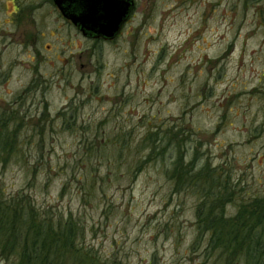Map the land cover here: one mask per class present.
<instances>
[{"label":"rangeland","instance_id":"obj_1","mask_svg":"<svg viewBox=\"0 0 264 264\" xmlns=\"http://www.w3.org/2000/svg\"><path fill=\"white\" fill-rule=\"evenodd\" d=\"M50 6L40 29H0V116L19 146L0 197L73 223L98 264H227L197 229L199 187L168 173L179 142L237 196L264 194V0H132L107 40Z\"/></svg>","mask_w":264,"mask_h":264},{"label":"trees","instance_id":"obj_2","mask_svg":"<svg viewBox=\"0 0 264 264\" xmlns=\"http://www.w3.org/2000/svg\"><path fill=\"white\" fill-rule=\"evenodd\" d=\"M58 112L62 116L66 114L64 110ZM7 119L8 116H0L2 161L12 154L10 151L19 148L16 144L17 131L7 128ZM151 134L149 132L146 138H150ZM156 145L154 141L151 156ZM180 145L179 142L175 145L178 154L168 176L174 181L175 188L191 186L195 190L199 187L196 224L200 233H209L208 247L227 264L234 263L232 259L241 264H264V194L237 196L225 172L221 174L222 170L208 163L194 169L196 156L187 159L179 152ZM231 202L235 204V211L226 215L224 205ZM39 215L31 206L19 204L17 198L0 197V249L22 252L16 254V264H83L85 259L91 261L88 264H98L92 255L89 256L86 247L77 241L79 234L73 223L66 221L54 226L47 219L35 222ZM104 264L108 263L105 261Z\"/></svg>","mask_w":264,"mask_h":264},{"label":"water","instance_id":"obj_3","mask_svg":"<svg viewBox=\"0 0 264 264\" xmlns=\"http://www.w3.org/2000/svg\"><path fill=\"white\" fill-rule=\"evenodd\" d=\"M70 1L78 2L76 9L68 8ZM54 3L85 35L109 39L118 33L132 7V0H54Z\"/></svg>","mask_w":264,"mask_h":264},{"label":"flooded vegetation","instance_id":"obj_4","mask_svg":"<svg viewBox=\"0 0 264 264\" xmlns=\"http://www.w3.org/2000/svg\"><path fill=\"white\" fill-rule=\"evenodd\" d=\"M46 3L51 4L52 6L51 10L54 13L56 12V16L59 17L62 23L67 25L69 28H74L78 33H81L83 37H86V38L91 37L94 39L97 38V39H102V40L108 39V38H103L101 36L93 37V36L85 35L82 32V30L78 28L75 23L72 22L71 19L66 17L61 12V10L54 3V0H13V3L9 8V12L6 11L7 10L6 9L2 13V15H0V29H27V28L28 29H40L39 24H43L46 16H43L39 13L36 14L35 11L39 9L41 6L45 5ZM2 5H3V2L0 1V9H2L1 7ZM66 5H67V2H66ZM77 5H78V2L70 1L68 8L70 10L76 9ZM53 21H55V18ZM22 39H23V36H22ZM22 39L17 37L16 42H19ZM21 253L22 252H19V251L7 252L6 250L0 249V264L4 263V261L8 259L9 256H14V255L16 256V254L20 255ZM16 262H17V259H16Z\"/></svg>","mask_w":264,"mask_h":264}]
</instances>
